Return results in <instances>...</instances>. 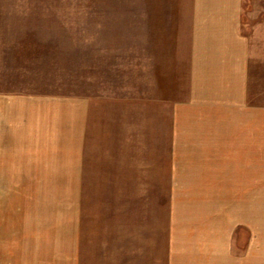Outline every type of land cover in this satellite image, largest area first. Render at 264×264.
Segmentation results:
<instances>
[{
    "label": "crops",
    "instance_id": "1",
    "mask_svg": "<svg viewBox=\"0 0 264 264\" xmlns=\"http://www.w3.org/2000/svg\"><path fill=\"white\" fill-rule=\"evenodd\" d=\"M242 6L243 0H181L175 25L182 36L170 61L159 59L144 68L148 75L142 88H150L156 101L150 104L147 99L141 110L156 109L157 116L140 123L142 160L153 155L154 161L169 159L172 166L170 184L165 183L166 242L153 251L151 260L149 239H141V264H251V254L252 264H264V103L249 99L250 51L240 30ZM78 97L0 93L1 128L10 129L7 133L20 151V156L9 150L4 156L11 155V165H22L20 173L33 177L31 185L43 188V175L64 162L62 154L70 151L65 142L76 137L80 161H92L94 170L108 174L111 187L117 185L120 194L115 203L95 205L100 208L96 218L101 228L78 238L77 264H134L133 202L127 193L126 199L121 196L132 184L124 186L112 177L118 168L132 183L133 121L123 124L121 118L128 114L117 108L108 110L111 116L102 121V106L95 103L91 109ZM118 112L122 127L116 124ZM71 113L82 115L73 116L78 117L76 133ZM64 115L70 116L67 124ZM120 128L130 135L121 137ZM105 134L112 137L103 138ZM160 167L158 163L159 171ZM247 191L253 193L252 205ZM240 207L247 210L244 219L238 214Z\"/></svg>",
    "mask_w": 264,
    "mask_h": 264
},
{
    "label": "rangeland",
    "instance_id": "2",
    "mask_svg": "<svg viewBox=\"0 0 264 264\" xmlns=\"http://www.w3.org/2000/svg\"><path fill=\"white\" fill-rule=\"evenodd\" d=\"M180 5L181 0H0V93L77 95L91 109L95 103L102 106V121L108 110L116 108L128 114L121 118L123 124L133 121L132 183L118 168L112 177L124 186L132 184L127 192L121 185V196L126 199L127 193L133 202L134 264H141V239H149L151 260L153 251L166 242L169 188L165 183L171 181L172 164L164 158L154 161L153 155L142 160L140 123L157 116L156 109L141 110L147 99L150 104L156 101L150 88L143 90L142 82L148 75L145 66L159 59L166 64L172 57L182 36L175 25ZM240 30L249 42V99L264 103V0H243ZM184 77L183 73L181 81ZM75 114L82 115L71 113L76 133ZM65 117L67 124L70 116ZM94 120L91 116L92 127ZM1 127L5 126L0 125V135L5 134L0 136V264H77L78 238L101 228L96 218L100 208L95 205L115 203L118 186L112 188L110 176L94 170L92 161H80L76 137L65 142L70 151L62 154L64 162L43 175V188L31 185L33 177L20 173L22 165H11V155L4 156L8 150L20 156V151L7 133L10 129ZM122 130L121 137L130 135ZM245 194L252 205V191ZM246 211L239 208L241 219ZM262 215L264 228V190ZM249 237L247 229L246 242ZM247 260L252 264V254Z\"/></svg>",
    "mask_w": 264,
    "mask_h": 264
}]
</instances>
